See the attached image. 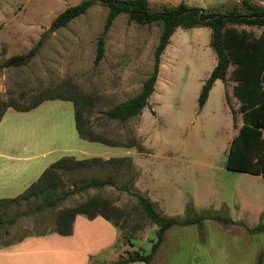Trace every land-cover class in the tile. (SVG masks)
<instances>
[{"label": "rangeland", "instance_id": "rangeland-1", "mask_svg": "<svg viewBox=\"0 0 264 264\" xmlns=\"http://www.w3.org/2000/svg\"><path fill=\"white\" fill-rule=\"evenodd\" d=\"M83 1L0 0V66L41 40L38 53L26 65L0 67V110L8 101L27 106L44 98L77 99L91 130L109 145L80 139L72 102L54 100L28 112L8 108L0 121V150L38 155L24 182L34 183L50 164L73 157L100 159L79 175L112 185L71 196L44 212L41 220L33 214L0 227V248L51 233L61 210L96 198L116 225L118 237L113 248L90 264H115L133 251L149 253L157 227L125 191L129 190L169 218L208 214L233 221L223 225L205 219L201 230L196 225L170 228L150 264H264V257L258 262L264 234L247 231L264 224V178L225 168L229 145L242 125L232 94V66L226 82L216 81L197 111L200 89L216 64L210 30L177 28L161 56L154 92L142 114L124 122L108 120L103 114L139 94L151 75L161 24L139 25L127 14L118 15L104 37L103 57L95 64L108 13L99 0H91L85 14L66 27L49 30L59 13ZM247 1L264 6V0ZM180 2L215 13L244 12L240 0H148L152 12ZM237 27L253 36L264 29ZM14 209L24 212L28 207L0 205V214L11 218Z\"/></svg>", "mask_w": 264, "mask_h": 264}, {"label": "trees", "instance_id": "trees-1", "mask_svg": "<svg viewBox=\"0 0 264 264\" xmlns=\"http://www.w3.org/2000/svg\"><path fill=\"white\" fill-rule=\"evenodd\" d=\"M99 1L107 7L108 13L103 32L97 41L95 64L99 63L103 57L104 37L118 15L127 14L130 21L139 25L155 22L161 24L158 43L153 53L152 73L143 83L140 93L109 109L103 114L104 117L108 120L124 122L140 116L148 106V99L154 92L161 56L175 30L177 28L184 30L207 28L210 30L209 45L216 56V64L200 89L197 98V111L200 112L203 109L215 82L221 81L223 84L226 82L228 69L232 66L231 79L234 82L232 94L239 103L238 111L241 114L242 125L229 145L225 168L229 171L264 178V29L258 36H253L251 32L237 27L264 28V6L243 0L241 5L244 12L242 13L236 10L215 13L180 2L175 7L164 6L159 11L152 12L149 10L148 0ZM90 5L91 0H85L78 5L66 8L53 19L49 30L56 31L66 27L72 20L85 14ZM40 47L41 40L27 53L10 57L0 67L24 66L38 53ZM54 100L72 102L75 129L80 139L91 143L109 145L108 141L91 130L89 122L81 112L77 99L44 98L27 106H17L8 101L1 107L0 121L8 108H12L16 112H28L45 101ZM233 123L235 124L234 115ZM100 162L98 158L76 160L73 157H62L50 164L23 193L15 198L0 200V205L9 209L23 205L28 207V210L24 212H15L14 209V216L11 218L3 217L4 213L0 214V227L5 228L15 220L33 214L41 220L44 212L55 210L71 196L86 193L90 189L101 190L105 186L112 185L106 180L92 177L87 179L79 175L82 169L98 165ZM125 191L136 199L144 215L157 229L149 253L133 251L127 253L125 260H120L115 264H150L164 240L166 231L174 226L196 225L201 230L202 222L205 219L223 225L233 224L229 218L208 214L184 219L169 218L161 215L147 198L129 190ZM100 205L101 203L93 198L83 204L61 210L55 218V228L52 232L60 236H69L72 233L74 219L78 215L84 216L88 220L101 217L115 227L116 225L110 221L104 210L99 207ZM104 208L106 209L105 206ZM247 231L250 234H264V224L259 223ZM43 235L45 234H38L37 236ZM10 245L7 244L4 248ZM263 257L264 250L259 255V263Z\"/></svg>", "mask_w": 264, "mask_h": 264}, {"label": "crops", "instance_id": "crops-1", "mask_svg": "<svg viewBox=\"0 0 264 264\" xmlns=\"http://www.w3.org/2000/svg\"><path fill=\"white\" fill-rule=\"evenodd\" d=\"M37 157L31 152L24 154L22 150L16 154L0 150V199L20 195L32 184V180L24 182L23 177ZM117 237L115 227L103 218L88 220L78 215L69 236L53 232L28 236L14 245L0 248V264H90L99 259L100 253L113 248Z\"/></svg>", "mask_w": 264, "mask_h": 264}, {"label": "water", "instance_id": "water-1", "mask_svg": "<svg viewBox=\"0 0 264 264\" xmlns=\"http://www.w3.org/2000/svg\"><path fill=\"white\" fill-rule=\"evenodd\" d=\"M98 1V0H97ZM240 1H243V0H240Z\"/></svg>", "mask_w": 264, "mask_h": 264}]
</instances>
